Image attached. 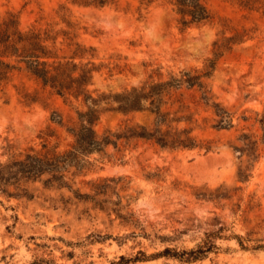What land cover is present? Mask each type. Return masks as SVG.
<instances>
[{
  "label": "clouds",
  "instance_id": "1",
  "mask_svg": "<svg viewBox=\"0 0 264 264\" xmlns=\"http://www.w3.org/2000/svg\"><path fill=\"white\" fill-rule=\"evenodd\" d=\"M84 3L87 8L81 15L85 20L89 15L95 17L88 21L89 24L95 23L96 29H104L96 32L90 28L100 40L99 63L88 64L91 54L88 60L77 62L81 66L88 64L92 69L89 75H94L95 82L90 87L77 77V73L52 71L57 65L67 63L64 53L67 40L53 45L43 42L46 34L42 29L47 26L54 35L57 18L71 26L74 16L68 0H57L51 5L47 0H24L23 6L15 0H0V35L7 29L9 37L7 44L0 43V61L7 57L16 65L30 63L47 80V87L37 92H33L24 79L0 82V166L13 160L23 161L29 153L33 157L56 160L59 164V158L70 150L80 158L87 149L92 154L82 158L90 162L89 168L75 176V169L64 173V179L70 185L80 188L82 180L96 181L103 176L124 175L120 169L112 170L108 160L123 163L140 174V168L151 171L148 156L154 150L159 152L157 144L169 149H192L188 154V159H192L207 146V137L214 139L221 154L230 153L232 164L245 172V166L255 153L251 140L241 135L238 124L232 128L235 120L230 122L223 116L206 119V116L211 115L213 107L209 89L217 60L225 50L251 55L249 71L264 80V0H84ZM25 12L36 17L34 25H8L10 20H19ZM104 20H112V26L105 28ZM58 27L64 28V24ZM193 37L205 38L204 44L195 52L186 44ZM73 38L69 35V39ZM121 41L129 48L141 50V59H125L119 55L114 45ZM234 45L238 47L234 48ZM42 56L52 57L54 63L44 65ZM237 75H240L239 70ZM56 93L63 96L64 106L59 111L50 109V118L45 114V119L33 120L30 110L34 100L48 108ZM10 98L24 109L4 106V101ZM201 98L207 101L208 109L200 106ZM213 126L231 131L213 134ZM77 140L80 145H76ZM259 147L261 158H264V142ZM160 154L168 160L176 156L175 151L170 155ZM101 166L107 170L101 172ZM168 168L171 170L161 169L156 177L159 183L155 186L150 212L141 207L138 199L141 193L134 179L131 183L127 177L122 181L117 179L111 183L115 194L109 191L107 197H98L109 201L108 214L93 213V223L88 224L85 220L83 228L93 232L112 231L108 221L115 220L111 215L115 209L122 215L123 223H116L121 224L118 234L127 237L125 250L131 247L155 251L171 247L177 252L186 249L190 255L185 264H208V261L195 259V250L221 235L220 228L226 227L222 235L239 240L247 251H242L240 245L233 242L231 255L210 257L212 264L232 260L264 264V208L256 214H249L243 208L236 209L231 215L220 211L221 206H231L225 199L228 193L223 189L216 190L225 181L205 188L202 168L189 165L183 158H178ZM49 174H54L53 169L45 172L46 176ZM173 184L186 193L184 198L178 199L172 194ZM117 200L121 203L116 204ZM194 205L205 211L194 214ZM96 216L99 219H95ZM194 216L196 218L192 219ZM15 231L24 232V242L28 243L27 236L32 234L29 229L21 226ZM65 239H83V235H68ZM9 242L18 243L14 236L9 239L5 233L3 246L6 248ZM40 243L43 245L46 240ZM30 247L32 255L29 259L45 258L39 264L51 259L48 253L55 255L51 247L38 248L34 244ZM60 247L65 252L77 251L80 264H88L79 255L87 249ZM223 247L221 243V253ZM91 251L94 253L95 248ZM4 264H17V261ZM63 264L73 262L64 261ZM101 264H108V261Z\"/></svg>",
  "mask_w": 264,
  "mask_h": 264
},
{
  "label": "rangeland",
  "instance_id": "2",
  "mask_svg": "<svg viewBox=\"0 0 264 264\" xmlns=\"http://www.w3.org/2000/svg\"><path fill=\"white\" fill-rule=\"evenodd\" d=\"M15 3L23 6L24 0H15ZM47 3L51 5L57 3V0H47ZM68 3L71 4L74 16L71 26L66 24L63 19L57 18L55 33L66 32L74 37V42L80 43L87 48H93L95 51L90 54H93L94 57L90 61L93 64H98L97 55L101 47L100 40L90 30V28L96 29V24H89L88 22L89 20H94L95 17L89 15L88 20H85V17L81 13L87 7L74 5L71 3V0H68ZM103 22L105 28H110L113 23L112 20H104ZM19 23L30 27L36 23V17L29 12H25L24 15L20 16ZM59 24H64V28H59ZM46 28L47 26L43 29ZM103 31V28L96 29V32ZM128 35L135 34L128 33ZM63 39V35L60 34L58 44ZM204 39V37H193L186 41L187 47L193 50V52L198 51L204 44ZM214 43L215 41H213ZM114 47L118 54L125 59L139 60L143 55L141 50L129 48L122 41L117 42ZM237 47L238 45L234 46V48ZM251 61L252 56L245 54L243 51L225 53L217 64L211 86L214 101L232 115V121L235 120L232 128H236L238 124L241 135L245 139H250L252 143H257L252 161L245 166L246 171L244 173L246 176L244 179H239L241 169L239 166L232 164L231 154L227 152L221 154V150H219V146L215 143L214 139L205 137L207 144L211 143L212 145L211 151L202 149L192 159H188V154L192 150H177L175 151L176 156L168 160L167 156L160 153H169L170 155L173 150L157 147L159 152L154 150L148 156V167L151 171H145L144 168H140V174H137L135 169L127 167L123 163L116 164L112 160H108V164L112 166V170L120 169L124 175L119 177L103 176L96 181L82 180L80 188L70 185L71 190L61 189L57 186H46L45 181L48 179L47 176L36 181L23 180L18 186L9 189L14 197H9L0 192V264L12 260L17 261V264H34L45 259L44 257H37L36 259L28 258L32 255L30 245L33 244L38 248L43 247L44 249H48L51 247L55 250L54 256L52 253H48L51 259L45 262L49 264H63L64 261L80 264V261L77 259V251L68 250L65 252L61 249V245H63L64 249H87L80 252L79 255L87 260L88 264H101L105 260L108 261V264H130L132 261H135L136 264H185V262H181L174 257L158 256V254L163 253L167 249L173 252L176 251L171 247H164L159 251L152 250L151 248L146 250L136 247L125 250L124 245L127 242V237L119 235L117 231L123 223L122 215L118 214L115 209L111 213L115 217V220L108 221V225L112 231L99 230L93 232L83 228L85 220H87L88 224L93 223V213L108 214L107 205L109 201L107 199H98V197H107L109 191H113V194H115L111 188V183H114L117 179L122 181L127 177L130 183L134 179L135 183L139 185L141 195L138 199L141 207L150 212L153 206V193L156 191L155 186L159 183L156 179L159 171L161 169H168L170 171L171 169L168 168V165L178 158L187 159L189 165L196 164L197 167L202 168V179L204 180L205 188H209L220 181H225V183H220L219 188L216 190L220 191L223 189L228 193L225 199L231 206H221L218 210L225 211L230 215L235 214V210L239 208H243L249 214L258 213V210L264 208V158H261L259 147L260 143L264 142L263 130L260 124V121L264 119V80L259 75L249 71ZM238 70L240 71V75H237ZM13 79L26 80L31 85L33 92L40 90L38 84L26 74L16 73ZM93 82H95L94 75ZM12 91L15 92V85H13ZM64 103L63 98L55 95L51 98L48 108L40 103L33 105L30 115L33 120L39 122L45 119V114H48L50 118V109L51 111H59L64 106ZM199 104L205 109L209 107L201 100ZM4 106L24 109V106L20 105L18 101L14 103V98L5 100ZM209 118H216L213 107L211 108V115L206 116V119ZM230 131L231 129L217 130L214 126L211 129L213 134H227ZM4 139L7 140V137ZM100 163L103 165V161ZM89 164L81 172L74 171L73 175L84 173L89 168ZM106 170L105 167L101 166V172H105ZM65 192L71 193V195H65ZM172 194L178 199L186 196V193L182 192L175 184L172 187ZM17 195L19 197H16ZM115 203L119 204L121 201L117 200ZM203 211L205 209L193 206L194 214ZM195 218V216L192 217V219ZM95 219H99V216H96ZM116 221H121V224H117ZM100 223L103 225L104 221L101 220ZM21 226L29 229L32 233L27 236L28 243L24 242V232L15 231ZM225 230L226 227L220 228L221 235L213 238V240L222 243L224 246L223 252L221 253L220 251L221 243H214L216 248L203 259L204 261H208V264H212L210 257H216L221 254L231 255V244L233 242L239 244L242 251H247V249H244L245 245L240 243L239 240H235L234 237H224L222 233ZM39 232H44L45 235H38ZM5 233L9 239L14 236L18 243L13 244L9 242L5 248L3 246ZM68 235H75L77 237L83 235V239L66 240L65 237ZM41 240H46V243L41 245ZM92 248H95L94 253L91 251ZM182 251L188 250L185 249L179 252ZM9 252H11L10 255ZM130 252H134L135 255H129ZM217 264H243V262L240 260L217 261Z\"/></svg>",
  "mask_w": 264,
  "mask_h": 264
},
{
  "label": "trees",
  "instance_id": "3",
  "mask_svg": "<svg viewBox=\"0 0 264 264\" xmlns=\"http://www.w3.org/2000/svg\"><path fill=\"white\" fill-rule=\"evenodd\" d=\"M71 3L74 5L80 6V7H87V5L84 3V0H71ZM17 23H19V20L12 19L8 22V25L15 26ZM42 32L46 34L45 37L43 38V42L46 45L58 44L60 34H62L64 37L61 43H64L66 40L68 41V43L64 47V53H65L67 63L57 65V67L53 68L52 71L56 72L57 69H59V71L64 74L77 73V77L83 80L86 86L90 87L91 83L93 82V76L89 75V73L92 72V69L88 67V64H93V63L91 61H88V64H84L83 66H81V64L77 62L88 60V56L90 55V53L94 52L95 50L93 48H87L80 43L74 42V38L69 39V34L66 32L55 33L53 35V33L50 32L48 28L42 29ZM8 39L9 37L7 34V29H6L4 34L0 35V43L7 44ZM243 42L244 41H241V43ZM227 52H230V51L225 50L223 55L217 60V64L219 60ZM91 55L92 57H94L93 54ZM41 63H43L44 65H48L50 63H54V60L52 57L42 56ZM217 64H216V68H217ZM46 71L47 70L45 69V72ZM16 73L26 74L36 83L37 81H39V83L37 84L40 88L47 87V80H45L42 76H40L39 72L36 69H34L30 63L24 62L20 65H16L14 63L9 62L7 57H5L3 61H0V82L13 79ZM209 91L212 92V89L210 88ZM34 92H37V91H34ZM55 95L60 98H63V96L60 93H56ZM211 99H212V104H213L216 117L223 116L224 118L228 119L231 122L232 115L227 110L222 108L220 104L214 101L213 93H212ZM201 101L205 105L209 106L207 101H205L203 98H201ZM36 104H39V103H36L34 100L33 105H36ZM216 109H221V111L217 112ZM260 124L263 130V141H264V119L260 121ZM232 127H233V123H232ZM214 128L217 129L215 126ZM217 130H224V129H217ZM252 144L256 152L257 143L254 142ZM76 145H80L79 140H77ZM157 147L161 149H167V150H173V151L192 150L188 148L169 149L168 147L160 145V144H157ZM203 149H205L206 151H211L212 150L211 143H208L207 146ZM91 154L92 153L90 151L85 149V151L80 154V158H78L75 152L70 150L69 152L65 153L63 157L59 158V164H57L56 160L43 159L40 157H33L29 153L25 155V160L23 161L13 160L7 165L0 166V192L8 195L9 197H14V195L9 191L10 188L18 186L23 180L36 181L38 179H42L43 177L46 176L45 172L48 169H53L54 174H49L47 176L48 179L45 181L46 186L48 187L57 186L58 188H61V189L71 190L70 184L68 183L67 180L64 179V173L70 169H75L76 172L83 171L86 168V166L89 164V162L84 160L82 157L86 155H91ZM13 168H16V171H12ZM245 176L246 174L240 171L239 179H244ZM77 195H81V194H77ZM16 197H19V195H17ZM215 248L216 247H215L213 240H209L207 243H204L201 247H198L195 250V253H194L195 259L197 261L205 259L208 256V254H210ZM189 255H190L189 251H182V252L174 251L173 252L169 249L165 250L161 254H158V256L160 257L161 256L174 257L176 259H179L181 262H185L186 258ZM34 264H39V262H35ZM45 264H49V263L45 262Z\"/></svg>",
  "mask_w": 264,
  "mask_h": 264
}]
</instances>
